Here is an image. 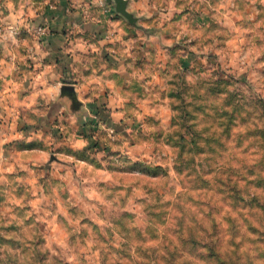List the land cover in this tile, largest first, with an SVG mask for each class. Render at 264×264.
Wrapping results in <instances>:
<instances>
[{"label":"rangeland","instance_id":"obj_1","mask_svg":"<svg viewBox=\"0 0 264 264\" xmlns=\"http://www.w3.org/2000/svg\"><path fill=\"white\" fill-rule=\"evenodd\" d=\"M217 62L174 71L170 107L133 136L150 150L109 131L105 152L14 167L0 141V264H264V68Z\"/></svg>","mask_w":264,"mask_h":264},{"label":"crops","instance_id":"obj_2","mask_svg":"<svg viewBox=\"0 0 264 264\" xmlns=\"http://www.w3.org/2000/svg\"><path fill=\"white\" fill-rule=\"evenodd\" d=\"M128 11L139 27L104 0H0V141L11 166L66 144L72 159L78 148L105 152L109 131L150 150L133 136L158 102L170 107L174 71L199 76L216 59L238 76L264 68V54L247 52L262 44L264 0H129Z\"/></svg>","mask_w":264,"mask_h":264},{"label":"water","instance_id":"obj_3","mask_svg":"<svg viewBox=\"0 0 264 264\" xmlns=\"http://www.w3.org/2000/svg\"><path fill=\"white\" fill-rule=\"evenodd\" d=\"M105 4H113L115 6L116 12L126 19V21L134 27H139L137 18L133 13L128 11L129 0H104ZM65 89L72 91L74 88L71 86H66Z\"/></svg>","mask_w":264,"mask_h":264},{"label":"trees","instance_id":"obj_4","mask_svg":"<svg viewBox=\"0 0 264 264\" xmlns=\"http://www.w3.org/2000/svg\"><path fill=\"white\" fill-rule=\"evenodd\" d=\"M220 264H227L225 261H221Z\"/></svg>","mask_w":264,"mask_h":264},{"label":"built area","instance_id":"obj_5","mask_svg":"<svg viewBox=\"0 0 264 264\" xmlns=\"http://www.w3.org/2000/svg\"><path fill=\"white\" fill-rule=\"evenodd\" d=\"M40 31H42V28H40Z\"/></svg>","mask_w":264,"mask_h":264}]
</instances>
